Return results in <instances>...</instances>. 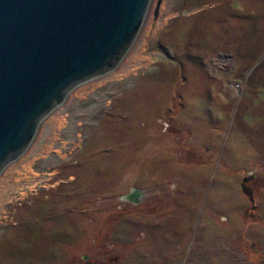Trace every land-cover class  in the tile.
Returning <instances> with one entry per match:
<instances>
[{"label": "rangeland", "instance_id": "1", "mask_svg": "<svg viewBox=\"0 0 264 264\" xmlns=\"http://www.w3.org/2000/svg\"><path fill=\"white\" fill-rule=\"evenodd\" d=\"M157 2L0 173V264H264V0Z\"/></svg>", "mask_w": 264, "mask_h": 264}, {"label": "water", "instance_id": "2", "mask_svg": "<svg viewBox=\"0 0 264 264\" xmlns=\"http://www.w3.org/2000/svg\"><path fill=\"white\" fill-rule=\"evenodd\" d=\"M150 3L0 0V173L26 151L40 122L76 86L119 65Z\"/></svg>", "mask_w": 264, "mask_h": 264}, {"label": "trees", "instance_id": "3", "mask_svg": "<svg viewBox=\"0 0 264 264\" xmlns=\"http://www.w3.org/2000/svg\"><path fill=\"white\" fill-rule=\"evenodd\" d=\"M244 187H245V185H244ZM251 193H252V190H251V188H250V190H249V194L251 195Z\"/></svg>", "mask_w": 264, "mask_h": 264}]
</instances>
